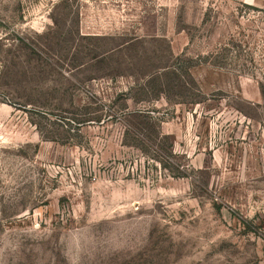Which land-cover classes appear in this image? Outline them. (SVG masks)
Returning a JSON list of instances; mask_svg holds the SVG:
<instances>
[{
    "label": "rangeland",
    "instance_id": "obj_1",
    "mask_svg": "<svg viewBox=\"0 0 264 264\" xmlns=\"http://www.w3.org/2000/svg\"><path fill=\"white\" fill-rule=\"evenodd\" d=\"M0 264H264V10L0 0Z\"/></svg>",
    "mask_w": 264,
    "mask_h": 264
},
{
    "label": "trees",
    "instance_id": "obj_2",
    "mask_svg": "<svg viewBox=\"0 0 264 264\" xmlns=\"http://www.w3.org/2000/svg\"><path fill=\"white\" fill-rule=\"evenodd\" d=\"M191 60L190 59H186V62H190ZM204 61H205V59H204ZM182 65V63H179V65ZM174 66H175V64H174ZM173 66V67H174ZM169 67H167V69H168ZM170 69V68H169ZM161 76V75H160ZM124 109L125 110H128L127 111V114H126V117L127 118H132V119H139V120H141V121H143V120H147L148 122H152V123H154L155 121H154V118H152V117H149L148 116V114L147 113H145L144 111H140V110H135V109H132V110H129V107H125V105H124ZM110 119H108V121H109ZM160 123L161 122H159V124H157V123H155L158 127H160ZM158 134H159V137H161V139L162 138H164L162 135H161V133L160 132H158ZM134 148H135V146H134Z\"/></svg>",
    "mask_w": 264,
    "mask_h": 264
},
{
    "label": "crops",
    "instance_id": "obj_3",
    "mask_svg": "<svg viewBox=\"0 0 264 264\" xmlns=\"http://www.w3.org/2000/svg\"><path fill=\"white\" fill-rule=\"evenodd\" d=\"M244 4L264 10V0H241Z\"/></svg>",
    "mask_w": 264,
    "mask_h": 264
}]
</instances>
